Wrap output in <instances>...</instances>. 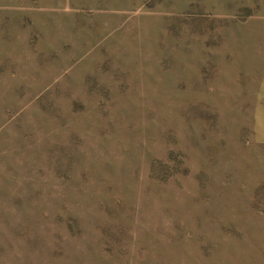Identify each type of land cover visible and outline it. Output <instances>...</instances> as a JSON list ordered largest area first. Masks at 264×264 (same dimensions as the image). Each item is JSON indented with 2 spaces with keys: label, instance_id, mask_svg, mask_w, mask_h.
<instances>
[{
  "label": "rangeland",
  "instance_id": "374dc122",
  "mask_svg": "<svg viewBox=\"0 0 264 264\" xmlns=\"http://www.w3.org/2000/svg\"><path fill=\"white\" fill-rule=\"evenodd\" d=\"M0 264H264V0H0Z\"/></svg>",
  "mask_w": 264,
  "mask_h": 264
}]
</instances>
